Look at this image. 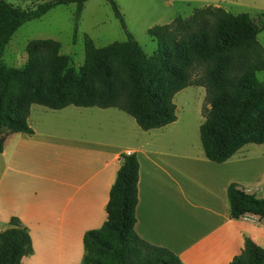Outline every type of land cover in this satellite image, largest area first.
I'll use <instances>...</instances> for the list:
<instances>
[{"label":"trees","instance_id":"trees-1","mask_svg":"<svg viewBox=\"0 0 264 264\" xmlns=\"http://www.w3.org/2000/svg\"><path fill=\"white\" fill-rule=\"evenodd\" d=\"M89 0H49L31 10L0 0V153L2 129L32 134L27 119L32 105L51 110L68 106L115 108L134 119L142 131L160 129L176 121L174 96L188 87H202L204 122L199 128L205 158L224 163L242 147L264 144V51L257 27L247 14L232 15L207 6L190 18L147 31L157 45L151 56L126 32L114 0H106L127 34L125 42L97 48L84 37L83 66L75 71L70 58L60 55L53 40H33L26 47L27 62L20 69L1 64L5 46L27 22L38 20L59 6L75 5L78 22ZM75 28L73 43L75 42ZM200 75L193 76L195 71ZM121 166L109 192L107 220L83 236L82 264H181L169 250L140 239L135 231L138 202V161L121 155ZM230 218L245 214L264 217V198L247 195L232 183L227 188ZM0 233V264H23L32 254L31 238L16 218ZM230 264H264V249L244 238L241 253Z\"/></svg>","mask_w":264,"mask_h":264},{"label":"crops","instance_id":"crops-1","mask_svg":"<svg viewBox=\"0 0 264 264\" xmlns=\"http://www.w3.org/2000/svg\"><path fill=\"white\" fill-rule=\"evenodd\" d=\"M189 88L174 96L175 106ZM201 111L184 120L176 106L174 123L142 131L115 108L32 105V134L1 131L0 233L11 218L26 228L32 254L23 264H82L83 236L106 222L125 154L135 155L139 166L134 231L140 239L169 250L181 264H230L246 237L264 249V217L232 219L227 199L232 183L264 198V152H249L264 144L210 162L199 137Z\"/></svg>","mask_w":264,"mask_h":264},{"label":"rangeland","instance_id":"rangeland-1","mask_svg":"<svg viewBox=\"0 0 264 264\" xmlns=\"http://www.w3.org/2000/svg\"><path fill=\"white\" fill-rule=\"evenodd\" d=\"M5 1L21 10H31L49 0ZM114 2L122 15L126 32L133 37L146 56H151L157 48L156 42L147 34L150 28L168 25L177 17L188 19L207 6L222 8L232 15L247 14L257 27L264 26V0H114ZM74 13L73 4L59 6L42 18L21 26L5 46L1 59L2 66L7 69L22 68L27 62L26 47L29 42L53 40L61 46L59 54L69 56L70 66L78 71L85 60V36H88L97 48L127 40L126 32L106 0L87 1L78 22L74 21ZM75 28L77 31L73 43ZM257 41L264 51V28L258 33ZM199 75L200 72L197 70L193 73L194 77ZM256 79L264 84V71L256 73ZM201 93L200 88L191 87L175 98L178 115L181 118L186 120L195 117L201 107L209 109V105L204 102L205 93ZM249 152L261 154L264 148H255Z\"/></svg>","mask_w":264,"mask_h":264}]
</instances>
